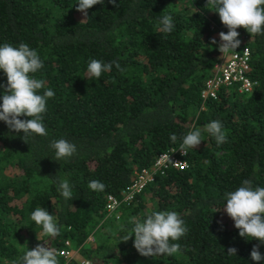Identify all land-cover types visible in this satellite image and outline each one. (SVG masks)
<instances>
[{
    "label": "trees",
    "instance_id": "1",
    "mask_svg": "<svg viewBox=\"0 0 264 264\" xmlns=\"http://www.w3.org/2000/svg\"><path fill=\"white\" fill-rule=\"evenodd\" d=\"M77 3L0 0V46L23 42L37 50L44 67L34 76L55 92L43 115L46 137L32 135L25 143L22 132L0 121V264H13L44 242L58 252L67 240L79 259L59 255L60 264H80V258L87 264H264L250 255L259 245L264 256V244L240 237L222 210L224 193L244 180L264 187V35L238 28L246 42L231 52L250 48L251 77L258 81L252 93L223 88L203 104L201 90L222 57L214 34L228 31L207 0H116L118 7L105 0L88 9L86 19L77 15ZM164 15L173 18L171 33L160 30ZM91 59L118 61L127 71L113 65L99 79L89 78ZM6 83L0 70V85ZM213 120L222 122L226 143L217 146L204 132L201 144L181 156L186 167L169 166L134 200L124 199L158 154L178 149L188 131ZM61 138L77 152L55 161L49 145ZM59 179L73 186L72 199L60 194ZM91 180L106 189L91 190ZM110 197L118 203L113 213ZM38 206L56 216L60 235L37 239L42 229L30 216ZM153 211H175L184 219L188 231L175 241L178 253L144 257L134 236L121 240L132 217ZM230 247L236 256L227 253Z\"/></svg>",
    "mask_w": 264,
    "mask_h": 264
},
{
    "label": "clouds",
    "instance_id": "2",
    "mask_svg": "<svg viewBox=\"0 0 264 264\" xmlns=\"http://www.w3.org/2000/svg\"><path fill=\"white\" fill-rule=\"evenodd\" d=\"M104 2L105 0H78L76 11L81 12L86 19L88 9L98 4L103 5ZM108 3L119 6L116 0H108ZM207 6L218 13L221 23L228 29L226 33H219V51L222 55L239 48L241 40L238 38V28H243L250 36L264 35V0H207ZM159 24L164 33H171L175 28L171 15H164ZM215 43L213 38L212 44ZM113 65L120 73L127 71L118 61L105 63L91 59L87 66L88 76L99 79L103 73L110 72ZM43 67L44 61L37 50L26 43L22 42L18 47L8 43L0 46V70L7 77L6 85H0L3 88V94L0 95V121L5 122L10 131L22 132L25 143L32 135H48L43 115L47 111V101L55 96V92L50 88L46 89V82L34 76ZM204 132L215 139L217 146L227 142L222 122L213 120L203 129L193 127L182 137L179 149L181 153L186 156L189 149L199 146ZM170 140L176 142L175 133L170 135ZM49 147L55 150V161L68 160L77 152L76 145L63 138L52 140ZM58 187L65 200L73 198V186L67 179H59ZM88 187L96 192L106 189V185L99 180L89 181ZM224 197L226 203L222 210L234 221L239 236L264 244V187H253L251 180H244L242 186L224 193ZM30 218L42 229L37 235L38 240L42 236L55 238L60 235L61 226L58 225L56 216L50 214L47 208L36 207ZM130 222L133 227L121 240L126 243L134 236L133 246L144 257L178 253L181 245L175 241H179L188 231L184 219L175 211H153L143 219L132 217ZM45 244L47 243L37 244L32 250L26 249L13 264H60V253L44 246ZM227 253L236 256L237 249L230 247ZM250 255L253 261L264 259L259 245L253 246Z\"/></svg>",
    "mask_w": 264,
    "mask_h": 264
},
{
    "label": "built area",
    "instance_id": "3",
    "mask_svg": "<svg viewBox=\"0 0 264 264\" xmlns=\"http://www.w3.org/2000/svg\"><path fill=\"white\" fill-rule=\"evenodd\" d=\"M223 27L227 29L224 25ZM246 38L243 37L242 43H245ZM251 50L249 47H244L239 52L222 55L221 60L218 61L213 69L212 77L205 81V84L201 90L200 97L202 103H206L210 100H216L218 93L221 89H234L238 94H250L258 86V81L251 77ZM178 149L167 150L157 155L154 162L146 168H143L138 173L137 181L134 185L124 191V196L126 201L134 200L137 193L141 192L144 188V183L147 181H152L157 174H164L166 168L169 166H174L176 168L182 169L187 166V162L181 158L183 154ZM113 200L108 208L111 213L117 209V201L115 197H110ZM115 200V201H114ZM120 214L117 215L119 217ZM90 239H93L90 237ZM68 247L60 249L58 253L66 261L72 259L78 249L74 250L71 248V242L66 241ZM80 264H86V261L82 260Z\"/></svg>",
    "mask_w": 264,
    "mask_h": 264
},
{
    "label": "rangeland",
    "instance_id": "4",
    "mask_svg": "<svg viewBox=\"0 0 264 264\" xmlns=\"http://www.w3.org/2000/svg\"><path fill=\"white\" fill-rule=\"evenodd\" d=\"M77 15H78L79 17H82L81 12H78ZM214 37H215V38H219V33H218V32L215 33V34H214ZM219 42H220V38H219ZM90 241L93 242V239H90ZM73 258L79 259L78 253H76L75 256H74ZM82 260H84V259H81V258H80V261H79V262H81ZM84 261H85V260H84ZM86 264H87V262H86Z\"/></svg>",
    "mask_w": 264,
    "mask_h": 264
}]
</instances>
